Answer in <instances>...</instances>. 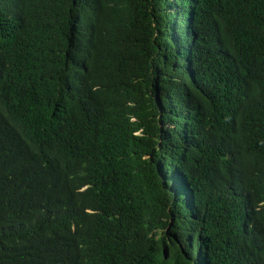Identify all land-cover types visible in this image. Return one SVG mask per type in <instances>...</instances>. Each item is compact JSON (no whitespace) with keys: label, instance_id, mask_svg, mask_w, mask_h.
Returning <instances> with one entry per match:
<instances>
[{"label":"trees","instance_id":"obj_1","mask_svg":"<svg viewBox=\"0 0 264 264\" xmlns=\"http://www.w3.org/2000/svg\"><path fill=\"white\" fill-rule=\"evenodd\" d=\"M0 264H264V0H0Z\"/></svg>","mask_w":264,"mask_h":264}]
</instances>
